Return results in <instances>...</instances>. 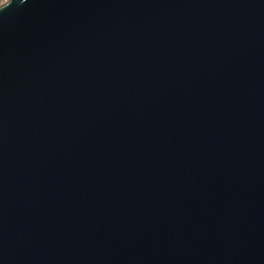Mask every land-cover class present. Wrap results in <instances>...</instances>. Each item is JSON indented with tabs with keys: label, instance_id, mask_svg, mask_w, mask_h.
I'll list each match as a JSON object with an SVG mask.
<instances>
[{
	"label": "water",
	"instance_id": "1",
	"mask_svg": "<svg viewBox=\"0 0 264 264\" xmlns=\"http://www.w3.org/2000/svg\"><path fill=\"white\" fill-rule=\"evenodd\" d=\"M0 264H264V0L1 5Z\"/></svg>",
	"mask_w": 264,
	"mask_h": 264
},
{
	"label": "built area",
	"instance_id": "2",
	"mask_svg": "<svg viewBox=\"0 0 264 264\" xmlns=\"http://www.w3.org/2000/svg\"><path fill=\"white\" fill-rule=\"evenodd\" d=\"M8 1H9V0H5L1 5L5 4V3L8 2ZM1 5H0V6H1Z\"/></svg>",
	"mask_w": 264,
	"mask_h": 264
},
{
	"label": "rangeland",
	"instance_id": "3",
	"mask_svg": "<svg viewBox=\"0 0 264 264\" xmlns=\"http://www.w3.org/2000/svg\"><path fill=\"white\" fill-rule=\"evenodd\" d=\"M5 0H0V5L4 2Z\"/></svg>",
	"mask_w": 264,
	"mask_h": 264
}]
</instances>
